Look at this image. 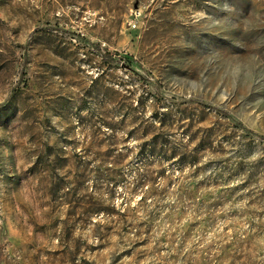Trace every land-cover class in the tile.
I'll list each match as a JSON object with an SVG mask.
<instances>
[{
	"label": "rangeland",
	"instance_id": "374dc122",
	"mask_svg": "<svg viewBox=\"0 0 264 264\" xmlns=\"http://www.w3.org/2000/svg\"><path fill=\"white\" fill-rule=\"evenodd\" d=\"M0 264H264V0H0Z\"/></svg>",
	"mask_w": 264,
	"mask_h": 264
},
{
	"label": "trees",
	"instance_id": "16d2710c",
	"mask_svg": "<svg viewBox=\"0 0 264 264\" xmlns=\"http://www.w3.org/2000/svg\"><path fill=\"white\" fill-rule=\"evenodd\" d=\"M233 125L237 129H239L244 135H249L250 134V132L248 130H246L245 128H243L240 124L233 123ZM157 145L159 146V152L161 153V156H163V158L169 160L171 158H175L176 157L177 154H175V152L170 149V144H168V142L166 140H161L159 142L156 141V146ZM200 151H202V148L200 149ZM150 152L155 154L154 150H150ZM185 158L187 160H189L190 164H195L197 162V159H198V158H196V156H194V158H192L191 154H187V156H185Z\"/></svg>",
	"mask_w": 264,
	"mask_h": 264
}]
</instances>
